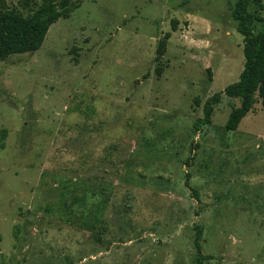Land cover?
Segmentation results:
<instances>
[{
    "label": "rangeland",
    "instance_id": "obj_1",
    "mask_svg": "<svg viewBox=\"0 0 264 264\" xmlns=\"http://www.w3.org/2000/svg\"><path fill=\"white\" fill-rule=\"evenodd\" d=\"M235 1L74 0L0 59V264H195L196 226L202 264H264L261 101L227 130L221 94L195 128L243 69ZM248 11L264 30V0Z\"/></svg>",
    "mask_w": 264,
    "mask_h": 264
},
{
    "label": "trees",
    "instance_id": "obj_2",
    "mask_svg": "<svg viewBox=\"0 0 264 264\" xmlns=\"http://www.w3.org/2000/svg\"><path fill=\"white\" fill-rule=\"evenodd\" d=\"M261 6V0H253ZM250 0H236L232 9V18L237 21V30L243 37V69L238 80L224 87L222 92H216L209 97L203 105V116L196 122L195 128L201 131L211 118L212 106L220 101L223 94L230 98H239V106L229 113L225 124L227 130H235L241 119L253 108L258 100L264 107V30L253 33L255 21H262V17L248 11ZM74 0L46 1L29 16H22L17 12L0 8V59L10 55L23 54L38 50L48 32L49 27L60 18L69 17L70 13L78 5ZM173 28L175 22L173 21ZM166 33L158 42L156 59L160 58L166 50ZM156 74H160V63L156 66ZM193 155L189 156L191 160ZM188 163V161H187ZM188 176V175H186ZM185 185L187 178H185ZM192 196L196 199L197 194L190 188ZM201 229L195 227L194 245L197 250L195 264H202L204 255L201 253Z\"/></svg>",
    "mask_w": 264,
    "mask_h": 264
}]
</instances>
